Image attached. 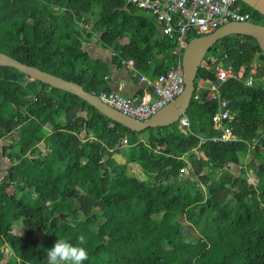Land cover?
Wrapping results in <instances>:
<instances>
[{"label":"trees","instance_id":"obj_1","mask_svg":"<svg viewBox=\"0 0 264 264\" xmlns=\"http://www.w3.org/2000/svg\"><path fill=\"white\" fill-rule=\"evenodd\" d=\"M80 23L106 49L118 42L119 68L133 60L157 78L178 64L176 41L124 0H0V52L89 93L110 92L99 88L109 63L92 57V34ZM211 52L195 85L215 81L211 68L222 60L240 76L222 89L235 141L212 140L221 136L218 102L203 90L185 115L190 132L178 124L134 132L78 96L0 66L1 155L10 162L0 181V264H47L58 239L77 245L81 235L84 264H264V52L242 35ZM125 139L127 156L117 161Z\"/></svg>","mask_w":264,"mask_h":264},{"label":"built area","instance_id":"obj_2","mask_svg":"<svg viewBox=\"0 0 264 264\" xmlns=\"http://www.w3.org/2000/svg\"><path fill=\"white\" fill-rule=\"evenodd\" d=\"M133 6L149 12L161 24L163 33L176 41L174 54L178 65L157 78L141 76L146 93L141 96L127 97L117 91H103L100 99L111 108L139 121H148L162 109L173 103L185 90V74L182 66L183 53L192 38L210 35L229 23H246L252 21V14L243 10L239 0H126ZM89 32V31H87ZM227 58V55H225ZM122 65L137 76L133 60H123ZM215 81H207V93L213 101L218 102V110L213 117L214 129L221 131V136L213 141H235L233 129L226 122L233 121L229 111V101L223 97V86L230 80H239L230 64L224 60L212 68ZM256 77L248 76L243 82L246 87L255 85ZM204 82V81H203ZM196 85V92L202 91L204 83ZM264 85V82H262ZM195 92V93H196ZM198 95L195 99H198ZM181 125L189 126L187 118L181 119ZM207 142L201 140V145ZM123 145L128 141L123 140Z\"/></svg>","mask_w":264,"mask_h":264},{"label":"water","instance_id":"obj_3","mask_svg":"<svg viewBox=\"0 0 264 264\" xmlns=\"http://www.w3.org/2000/svg\"><path fill=\"white\" fill-rule=\"evenodd\" d=\"M239 1L264 17V0ZM232 35H242L256 39L264 52V25L253 22L229 23L210 35L194 38L186 48L182 59L186 84L184 93L148 121H139L131 118L105 104L98 95L85 91L81 85L64 80L38 68L23 64L22 62L1 52L0 66L13 68L27 75L32 80L39 81L52 88L78 96L112 121L131 131L143 132L149 128L158 129L169 127L179 122L181 118L187 114L193 96L196 92L195 82L198 72L204 64L205 56L219 41Z\"/></svg>","mask_w":264,"mask_h":264},{"label":"crops","instance_id":"obj_4","mask_svg":"<svg viewBox=\"0 0 264 264\" xmlns=\"http://www.w3.org/2000/svg\"><path fill=\"white\" fill-rule=\"evenodd\" d=\"M124 1L128 5H130V3H128L126 0H124ZM80 27L84 28L85 32L89 31L88 33L92 34V38L90 39V42L87 44V48H89V51H90L92 57L95 59H102V60L108 61V63H109V67H110L109 75L105 78V84H102L101 86H99V88L100 89L108 88L111 91H117L120 94L127 96V97L141 96L144 93H146L145 85L140 80L141 76H143V75H141L139 73L136 66H135V69L138 71L137 76H135L130 69H128L126 67L119 68L116 64H114V61L112 58L118 55L116 53V51L114 50L116 47L115 45L118 42L116 41V43L114 44L113 50L106 49L105 47H103L102 42L99 38V36L101 35L100 33L93 32L91 27L88 25H81ZM159 31H160L161 35L166 36L163 33V30L161 29V27H160ZM126 43H129L128 38H124L123 40H121L118 45L121 46V45H125ZM183 55H184V53H183ZM206 56H205V58H206ZM148 78H150V77H148ZM201 82H203V81H201ZM203 83H204V85L207 84V82H203ZM202 90L205 93H207V91L204 88ZM146 137H144V139H146ZM126 147L127 146L124 145L123 148H126ZM125 156H127V151H125V155L120 156V158L125 159ZM2 163H3V165L6 164V163H4V161H2ZM4 171H6L5 168H4Z\"/></svg>","mask_w":264,"mask_h":264},{"label":"clouds","instance_id":"obj_5","mask_svg":"<svg viewBox=\"0 0 264 264\" xmlns=\"http://www.w3.org/2000/svg\"><path fill=\"white\" fill-rule=\"evenodd\" d=\"M182 118L187 117L184 116ZM179 123L181 127H189L181 125V120ZM186 174H188V172H186ZM84 241L85 237L82 235L79 237V244L77 245H74L66 239H58L53 248L47 250V264H84L89 258L87 250L84 247L79 246L83 244Z\"/></svg>","mask_w":264,"mask_h":264},{"label":"rangeland","instance_id":"obj_6","mask_svg":"<svg viewBox=\"0 0 264 264\" xmlns=\"http://www.w3.org/2000/svg\"><path fill=\"white\" fill-rule=\"evenodd\" d=\"M252 16H253V15H252ZM262 22H263L262 18H257L256 24H259V23H262ZM79 25H84V24H83V23H80ZM192 39H193V38H192ZM212 53H213V52L210 51V52L207 54V57H210V55H211ZM213 55H215V53L212 54L211 57H212ZM204 65H205V63H204ZM6 77H11V74L6 75ZM151 79H154V78H151ZM28 81L31 82V81H33V80H32V79H30V80H27V79H26V83H27ZM198 83H199V81L197 82V84H198ZM204 89L207 91V84L204 85ZM186 115H187V114H186ZM189 116H190V115H189ZM177 124H178V128L181 129L182 131H185V133H188V131L190 132L189 127H181L179 122H177L176 125H177ZM150 134H151V133L148 132V136H149V137H150ZM148 136H147L146 138H149ZM14 137H15L16 139H18V135H17V134H15ZM2 145H5V142H4V141H0V181H1V179H2V178L4 177V175H5L4 168H6V166L10 164L9 160H8L7 158L4 159V157L1 155V146H2ZM125 151H128V149H127V148H124V149L122 150V154L117 155L118 157L116 156L117 161H118V160H122V158H120V156L125 155ZM2 161H4V163H6V164L3 165ZM1 163H2V164H1ZM134 164H135V163H134ZM231 166H233V165H231ZM138 167L140 168L139 165H138ZM233 167H235V166H233ZM247 177H249V176H247ZM250 178H251V181H252L253 177H252L251 175H250ZM50 241H51V242H54L52 238H51ZM8 256H9V252H8V251H4V252L1 254V259H2V260L7 259Z\"/></svg>","mask_w":264,"mask_h":264},{"label":"flooded vegetation","instance_id":"obj_7","mask_svg":"<svg viewBox=\"0 0 264 264\" xmlns=\"http://www.w3.org/2000/svg\"><path fill=\"white\" fill-rule=\"evenodd\" d=\"M251 22L255 23L254 17L252 18V21Z\"/></svg>","mask_w":264,"mask_h":264}]
</instances>
